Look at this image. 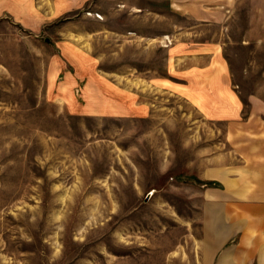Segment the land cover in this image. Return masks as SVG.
I'll use <instances>...</instances> for the list:
<instances>
[{
	"label": "rangeland",
	"instance_id": "rangeland-1",
	"mask_svg": "<svg viewBox=\"0 0 264 264\" xmlns=\"http://www.w3.org/2000/svg\"><path fill=\"white\" fill-rule=\"evenodd\" d=\"M249 98L264 0H0V264L204 263Z\"/></svg>",
	"mask_w": 264,
	"mask_h": 264
},
{
	"label": "crops",
	"instance_id": "crops-1",
	"mask_svg": "<svg viewBox=\"0 0 264 264\" xmlns=\"http://www.w3.org/2000/svg\"><path fill=\"white\" fill-rule=\"evenodd\" d=\"M249 102L251 110L246 118H228L241 125L235 133L230 125L227 130V139L231 135L233 142V155L235 151L241 164L226 166L222 223L232 224L235 229L214 247L207 261L201 260L202 264H264V102L256 98H249ZM240 106H236L238 111ZM203 238L204 243L212 238L206 227ZM230 238L232 242L227 243Z\"/></svg>",
	"mask_w": 264,
	"mask_h": 264
},
{
	"label": "trees",
	"instance_id": "trees-1",
	"mask_svg": "<svg viewBox=\"0 0 264 264\" xmlns=\"http://www.w3.org/2000/svg\"><path fill=\"white\" fill-rule=\"evenodd\" d=\"M204 183L207 184V185L209 184V183H207V182H204ZM210 184H211L212 186H213V185H218V184L213 183V182H211Z\"/></svg>",
	"mask_w": 264,
	"mask_h": 264
}]
</instances>
